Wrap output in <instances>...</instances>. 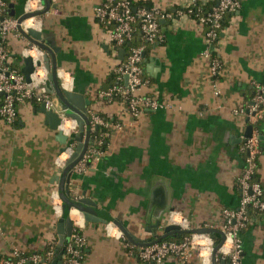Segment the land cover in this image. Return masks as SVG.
Returning a JSON list of instances; mask_svg holds the SVG:
<instances>
[{"label":"crops","instance_id":"0c3cea01","mask_svg":"<svg viewBox=\"0 0 264 264\" xmlns=\"http://www.w3.org/2000/svg\"><path fill=\"white\" fill-rule=\"evenodd\" d=\"M132 1L173 14L172 20L160 22L164 43L150 45L143 53V76L149 86L137 92L169 107L145 110L135 119L123 104L97 98L108 89V77L121 62L94 17L101 0H51L37 29L58 49L54 58L59 85L62 82L67 91L91 102L88 119L95 112L121 126L109 130L98 161L89 163L81 175L69 174V197L92 200L102 215L136 237L138 246L162 235L172 213L180 214L191 229H201L218 222L222 210L237 208L245 124L231 111L245 105L253 83L264 80V0H240V10L215 45L222 63L215 79L203 57L207 45L200 27L176 15L191 0ZM26 2L8 0L15 14L11 18L24 14ZM6 41L22 67L26 42L12 34ZM27 55L40 57L37 52ZM40 106L19 105L12 124L0 117V264L14 252L24 256L44 252L46 243L58 241L61 231L57 218L61 206L56 209L54 197L65 169L57 166L63 146L45 125ZM91 131L90 139L97 144L95 129ZM256 174L264 192L262 157ZM67 216L86 240L85 264H143L127 253L125 244L130 242L114 223L86 224L74 209ZM210 238L215 243L220 236ZM240 238L242 264H264V215L253 217ZM159 264L178 263L169 258ZM192 264L203 263L194 255Z\"/></svg>","mask_w":264,"mask_h":264},{"label":"built area","instance_id":"2783aa9c","mask_svg":"<svg viewBox=\"0 0 264 264\" xmlns=\"http://www.w3.org/2000/svg\"><path fill=\"white\" fill-rule=\"evenodd\" d=\"M132 0H101V3L94 11L95 20L102 25L108 35L112 46L113 55H117L121 48H125V56L120 64L114 69L117 82H124L123 86H115L107 91L98 94V100L106 103H112L113 97L119 96L125 100L126 110L131 118L139 117L145 110L157 111L168 108L158 98L152 95L138 96L137 92L143 87L149 86V81L143 76L142 63L145 47L138 45L127 47L133 35L139 33L140 40L149 45H160L164 43V34L161 31L160 22L173 19V14L169 10L157 8H136L132 7ZM214 3L210 11L203 16L202 7ZM6 3L0 0V117L7 124H12L17 117L19 105L36 101L44 104L47 110H58V102L55 98L36 91V88L46 79L44 68L36 67L34 73L30 76L31 83L27 84L21 71L11 67L12 59L9 57L6 43L7 37L12 34L23 39L26 43L24 57L28 53H39L40 60L42 52L28 41L19 31L26 29L38 30L40 17H31L18 24V19L4 17ZM25 13L32 14L44 10L41 0H27L25 4ZM241 8L240 0H191L178 9V16H185L195 21L200 27L205 38L207 48L203 57L209 61V74L212 79L218 77L222 71V63L218 57H214L215 46L223 35L221 29V20L225 14L236 13ZM135 9V10H134ZM208 27L205 29V27ZM214 48V53L210 48ZM128 48V49H127ZM30 56V55H27ZM125 77L127 82H125ZM57 78L60 75L57 71ZM61 79V78H60ZM62 89L63 83H60ZM254 97L249 104H245L238 109L231 111L232 116L241 118L244 128L241 136L239 151L244 159V168L242 169L236 185L239 190V203L236 209H224L220 213L218 222L206 224L205 229L220 231L224 240L216 253V262L223 261L225 264H242V241L240 233L246 229L250 223L249 211L258 213L264 212V192L262 185L253 178L257 173L260 158H264L263 135L258 126L264 120V84L253 83L251 85ZM214 94L219 95V90L214 85ZM61 117V125L57 131L62 132L68 138V141L58 157L57 166L59 170L66 167V162L74 153L77 147L75 139L78 129L74 121ZM91 128L104 129L103 137H106L109 130L113 127L120 129L121 126L116 123L106 122L97 113H91L89 116ZM252 127V133L249 139L244 138L246 127ZM95 144L88 147L82 159L70 171V175H81L84 173L92 161H98L103 152L98 150ZM54 200L57 204L56 209H60L62 217V201L58 192L55 193ZM77 200V199H75ZM178 225L183 230H192L185 219L178 213H172L169 217V223ZM198 229V228H197ZM56 239H51L46 243L45 260L52 259L56 253ZM86 240L82 236L77 226L72 227V232L68 243L62 250L61 264H85L83 249ZM215 243L207 235L190 234L179 241H162L145 246H135L130 243L125 244L127 253L136 257L143 264H159L169 258L174 259L178 264H192L195 256L202 260L203 264H210L211 256ZM206 254V255H205ZM219 257V258H218ZM3 264H25L28 260L32 264H46L45 260L39 255H33L26 258L17 252L12 253Z\"/></svg>","mask_w":264,"mask_h":264},{"label":"water","instance_id":"95a60500","mask_svg":"<svg viewBox=\"0 0 264 264\" xmlns=\"http://www.w3.org/2000/svg\"><path fill=\"white\" fill-rule=\"evenodd\" d=\"M51 0H42V5L45 7L43 11L36 12L32 14H26L24 8V14L21 17H18V24L23 21L31 18L38 17L44 15L50 9ZM135 10V9H134ZM10 15L14 17V11H10ZM22 35L30 41L33 45H35L41 52L42 57L40 60L34 63L33 59L30 56H26L22 58V67L21 73L25 78L27 84L31 83L30 76L35 71L36 67H43L46 71V79L41 83L36 91H40L42 94L56 98L58 102L59 109L56 111L47 110L44 104H41L39 112L43 114L45 125L55 133V140L58 142L60 146H65L68 138L62 134V132L57 131V128L61 125V115L74 121L77 125L78 133L75 137L77 141V147L74 153L71 155L69 160L66 162V167L63 171V175L61 177L60 187L58 189L59 198L62 201V217L58 220V225L61 226V231L58 235V241L56 245L57 259L53 262V264H61L60 259L62 255V250L65 245L68 243L71 232H72V221L68 218L67 214L71 209L78 211L82 214L84 221L86 224L100 223V222H112L115 226L121 231L124 237L132 244H138L139 240L126 231L119 222L112 221V219L106 218L103 213L100 212L96 204L89 199H77L73 200L69 197V189H68V179L70 171L73 167L79 162L87 151L88 147L93 145L90 136L92 134L91 126L88 119L89 110L88 108L91 105V102L84 97V95L77 94L75 92H69L61 88L58 83L57 78V67L54 55L58 52L55 45H53L46 35L40 30L34 29H26L22 31L19 29ZM222 37V35H221ZM130 43H127L126 46L130 47ZM210 51L214 53V48L211 47ZM125 56V48H121L118 52V60L122 61ZM125 82H127V78L125 77ZM86 129V131H85ZM84 131L86 133V139L83 143V135ZM98 129L96 128L94 134H97ZM252 133V127L248 125L244 132V138L249 139ZM264 141V135H261L260 138ZM63 150V149H62ZM99 220V221H98ZM160 227V223L158 224ZM184 234H199V235H207L212 237L213 235L220 236V242L214 246L212 256H211V264L216 263V253L221 247L224 236L218 230L212 229H192V230H183L178 225L166 224L162 228V235L157 237V239H150L146 244L138 245V246H147L154 243L162 242L167 238L174 239L179 235ZM156 236V235H155ZM219 258V257H218ZM221 264H225L221 261Z\"/></svg>","mask_w":264,"mask_h":264},{"label":"trees","instance_id":"16d2710c","mask_svg":"<svg viewBox=\"0 0 264 264\" xmlns=\"http://www.w3.org/2000/svg\"><path fill=\"white\" fill-rule=\"evenodd\" d=\"M4 2L6 3V8H5V11L3 12V16L4 17H10L11 18V15H10V10H11V8L9 7V3H8V0H4ZM214 5V3H212L211 5H209V6H205V7H202L201 9H202V15L203 16H205L209 11H210V9L212 8L211 6H213ZM132 7H136V8H141V7H146V8H150L151 6H150V4L148 3V2H142V1H137V2H132ZM233 16V13H228V14H225L224 15V17H223V19L221 20V29H223V30H225V29H227L228 28V26H229V22H230V19H231V17ZM206 28H208L207 26L205 27V29ZM130 44H131V46L132 47H134V46H138V45H143L144 47H145V49H144V51H146L147 50V48H148V46H150L149 44H146V43H144V42H142L141 40H140V37L138 36V33H136V34H134L133 35V37H132V39L130 40ZM163 44V43H162ZM162 44H160V45H162ZM215 46V45H214ZM7 48V47H6ZM128 49V48H127ZM7 52H8V55H9V57L12 59V64H11V67L12 68H14V69H16V70H18V71H20L21 70V66H20V61H18L17 60V58H13L11 55H10V52L7 50ZM214 57H217L216 56V54L214 53ZM108 81H109V87H108V89H106L105 91H107V90H109L110 88H112V87H115V86H123L124 85V82L123 81H121V82H117V80H116V76H115V74L114 73H112V74H110L109 75V77H108ZM263 84H264V80H263V82H262ZM247 95V97L245 98V104H249V103H251V101H252V99H253V97H254V94H253V89L251 88V89H249V92H248V94H246ZM113 101H112V103H120V104H126V102H125V100L124 99H122L121 97H119V96H116V97H113V99H112ZM30 102H32V104L35 106V108L37 107H39L40 106V104L39 103H37L35 100L34 101H30ZM110 104V103H109ZM106 122H111V123H116L117 121H115L114 119L113 120H111V119H108V118H106V117H103V116H101ZM17 118V117H16ZM264 125V120L263 121H261L260 122V124H259V126H258V129H259V131L261 132V133H263V127H261V126H263ZM103 133H104V129L103 128H101V127H98V132H97V134L95 135V142L97 143V144H95L94 146L98 149V150H100L101 152H103L104 150H105V144H106V141H107V139L105 138V137H103ZM258 167H259V165H258ZM244 168V167H243ZM258 175L256 174L255 176H254V178H253V180L254 181H258V182H260L259 180H258ZM257 215H259V216H263L264 215V212H262V213H258V212H256V211H253V210H250L249 211V218H250V221L253 219V217H255V216H257ZM249 225V224H248ZM248 227V226H247ZM246 227V228H247ZM190 234H184V235H179L178 237H176V238H174V239H171V238H167V239H165V240H163V241H179V240H181V239H183L184 237H187V236H189ZM215 240V243L216 244H218L219 242H220V239L219 238H216V239H214ZM83 254H84V249H83ZM36 255H39L40 257H42V259L43 260H45V255H46V249H45V251L44 252H42V253H40V254H36ZM57 252L55 253V255L52 257V259H48V260H45V263L46 264H52V262H53V260L54 259H56L57 258ZM26 258H29L30 256H25ZM6 259H9V258H5L4 260H3V262L6 260ZM3 262H2V264H3ZM25 264H32L30 261H26L25 262Z\"/></svg>","mask_w":264,"mask_h":264},{"label":"rangeland","instance_id":"374dc122","mask_svg":"<svg viewBox=\"0 0 264 264\" xmlns=\"http://www.w3.org/2000/svg\"><path fill=\"white\" fill-rule=\"evenodd\" d=\"M54 98V97H53ZM56 99V98H55Z\"/></svg>","mask_w":264,"mask_h":264}]
</instances>
